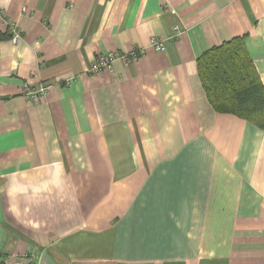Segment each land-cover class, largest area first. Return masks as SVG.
Instances as JSON below:
<instances>
[{
	"label": "crops",
	"instance_id": "crops-1",
	"mask_svg": "<svg viewBox=\"0 0 264 264\" xmlns=\"http://www.w3.org/2000/svg\"><path fill=\"white\" fill-rule=\"evenodd\" d=\"M0 9L21 31L0 21V258L264 264V130L215 111L196 66L243 36L264 86V0ZM111 52L128 61L91 70ZM24 83L50 88L33 100Z\"/></svg>",
	"mask_w": 264,
	"mask_h": 264
},
{
	"label": "trees",
	"instance_id": "trees-1",
	"mask_svg": "<svg viewBox=\"0 0 264 264\" xmlns=\"http://www.w3.org/2000/svg\"><path fill=\"white\" fill-rule=\"evenodd\" d=\"M243 36L212 46L197 58V70L215 111L240 117L264 130V86Z\"/></svg>",
	"mask_w": 264,
	"mask_h": 264
},
{
	"label": "built area",
	"instance_id": "built-area-1",
	"mask_svg": "<svg viewBox=\"0 0 264 264\" xmlns=\"http://www.w3.org/2000/svg\"><path fill=\"white\" fill-rule=\"evenodd\" d=\"M0 21H4L8 24L9 30L11 32V40L16 43L21 36V31L17 25L9 20L2 9H0ZM160 39L152 37L150 39L151 45L157 51H164V45L160 42ZM140 53L135 52L132 56L135 58ZM128 55V54H127ZM126 54H119L118 52H111L107 54H97L93 62L91 70L94 72L101 71L103 69L110 68L112 63L116 59H121L124 63L128 61V56ZM50 84H41L37 88H31L27 83H24L23 92L24 95L30 99L38 100L48 89ZM0 264H39L38 257L33 253H23L21 255H10L0 258Z\"/></svg>",
	"mask_w": 264,
	"mask_h": 264
}]
</instances>
